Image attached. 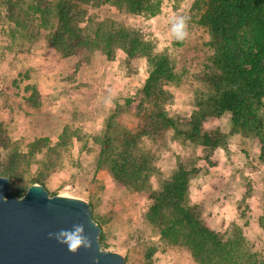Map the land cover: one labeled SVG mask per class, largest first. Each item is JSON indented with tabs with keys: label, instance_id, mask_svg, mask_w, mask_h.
Listing matches in <instances>:
<instances>
[{
	"label": "rangeland",
	"instance_id": "rangeland-1",
	"mask_svg": "<svg viewBox=\"0 0 264 264\" xmlns=\"http://www.w3.org/2000/svg\"><path fill=\"white\" fill-rule=\"evenodd\" d=\"M204 1L181 0L173 8L170 0H164L155 16L130 13L124 5L104 3L89 8L88 12L98 18H110L151 38L157 50H164L170 57L174 83L163 84L161 95L148 98L136 93L148 74L145 59L135 61L128 70L122 64L124 53L116 49L111 60L117 62L116 75L111 77L112 92L102 97V92H98L102 84L90 81L92 91L86 103L77 101L74 93L65 102L67 86L76 69L59 73L54 81L38 83L48 79L45 71L39 69L45 70L42 50L52 49L48 40L50 30H41L40 38L28 44L19 35L10 37L0 29V136L4 142L15 143L24 151L26 142L36 137H47L49 145L55 146L64 129L67 133L76 129L81 134L79 140L71 141L70 137L66 145L55 146L50 154L59 155L52 168L44 170L40 162L46 147L35 154L28 168L21 167L22 193L31 176L41 171V185L49 195L76 197L90 203L93 219L101 225V248L121 254L124 264L200 263L186 248L167 243L147 222L145 214L151 203L145 191H130L121 186L112 178L105 161L98 162L99 147L94 141L103 138L106 129L111 138L126 130L137 139L136 154L146 153L156 171L166 176L175 171L177 163L194 169L187 192L194 216L221 238L239 241L253 258L264 260V163L257 160L260 147L258 155L251 149L244 150V144L236 151L228 148L229 112L207 117L205 121L207 128L220 134L219 145L206 147L198 138L188 136L189 116L196 110L211 109L209 97L215 95V87L204 82L205 74L216 71L211 28L201 18ZM8 25L4 23L5 30ZM180 35L182 39L177 38ZM177 41L182 43L177 46ZM19 43L28 46V50L17 51ZM95 51L102 53L89 52ZM101 98H108L107 110L98 104ZM126 98L131 100L128 106L124 105ZM116 104L120 107L116 108ZM160 109L175 121L174 128H162ZM260 114L264 119V107ZM6 153V149L0 148V159ZM160 177L151 176L153 189L158 188ZM10 189L14 191L13 184Z\"/></svg>",
	"mask_w": 264,
	"mask_h": 264
},
{
	"label": "trees",
	"instance_id": "trees-1",
	"mask_svg": "<svg viewBox=\"0 0 264 264\" xmlns=\"http://www.w3.org/2000/svg\"><path fill=\"white\" fill-rule=\"evenodd\" d=\"M164 0H0V29L8 36L21 37L28 44L40 38L41 30H50L48 40L62 57L77 55L82 50H99L108 60L114 58L116 49L124 53L122 64L131 69L134 62L145 59L148 74L137 89L142 97L161 95L163 84H173L174 72L171 59L165 51H159L155 42L137 30H131L110 18H98L89 8L104 3L124 5L130 13L155 16ZM177 8L181 0H170ZM202 21L212 32L211 45L216 71L205 74L204 82L215 87V95L209 97L211 109L196 110L188 118L189 138H198L201 145L215 147L221 143L220 134L205 126L207 117H218L224 112L231 115V130L242 136L256 137L260 143L257 160L264 163V119L260 111L264 107V0H206ZM7 22V30L4 23ZM182 42L177 41L179 46ZM20 45V43H19ZM18 46L17 51H27L28 46ZM131 100L125 99L128 106ZM31 106H34L32 104ZM116 108L120 104H116ZM157 107V106H156ZM162 128H174L175 121L164 109L158 111ZM112 113L109 115L107 125ZM159 126V124H157ZM2 124L0 122V132ZM211 130V131H210ZM82 133V132H81ZM84 135V133H83ZM111 138L107 129L103 138H96L98 162L105 161L112 178L130 191H145L150 206L145 214L167 243L186 248L200 264H264L253 258L235 239H223L217 232L202 223L188 205V181L194 169L177 163L175 171L166 176L156 171L151 157L136 154L137 139L125 130ZM75 129H64L55 146L66 145L72 138L80 139ZM47 137H36L26 142V149L19 150L15 143L4 142L0 136V148L7 153L0 159V175L7 176L14 185V194L21 196L20 168L29 167L35 154L43 153L44 170L56 165L55 149ZM159 174L158 188L151 186V176ZM44 183L41 171L33 174L32 183ZM89 207L91 204L88 203ZM95 220V219H94ZM96 221V220H95ZM97 222V221H96ZM98 223V222H97ZM101 231V225L98 223Z\"/></svg>",
	"mask_w": 264,
	"mask_h": 264
},
{
	"label": "water",
	"instance_id": "water-1",
	"mask_svg": "<svg viewBox=\"0 0 264 264\" xmlns=\"http://www.w3.org/2000/svg\"><path fill=\"white\" fill-rule=\"evenodd\" d=\"M83 224L92 243L75 253L49 233ZM100 227L83 199L49 195L33 183L17 196L9 178L0 175V264H124V257L101 248Z\"/></svg>",
	"mask_w": 264,
	"mask_h": 264
},
{
	"label": "crops",
	"instance_id": "crops-1",
	"mask_svg": "<svg viewBox=\"0 0 264 264\" xmlns=\"http://www.w3.org/2000/svg\"><path fill=\"white\" fill-rule=\"evenodd\" d=\"M41 58L45 62V70L40 68V71H45V74L48 76V79L45 82L39 80V84L47 83L50 81H54L58 79L59 73L65 74L67 71H70L72 68L76 69V73L73 77V81L67 86L68 94L63 100L66 102L72 95L75 94L74 97L77 101H82L86 103L88 99V95L92 88L89 87L90 81L99 82L102 84V90L98 92H102V97L111 93L110 88L111 85V77H114L117 72V62L111 61L106 58V56L99 52H83L80 56L78 55H70L66 57H62L56 52L53 48L50 50H42ZM33 57H36L34 54ZM89 75V76H87ZM129 80V79H128ZM109 90V91H108ZM102 100L98 103L101 108L108 109L107 99L101 98ZM96 104V106L98 105ZM45 108V107H44ZM66 111V109H64ZM227 138L230 140L228 143V148L232 151H236L239 145L244 144L245 149H251L252 152H259L260 143L256 137L253 136H242L237 132L231 130L227 133ZM251 146V147H250ZM240 149V148H239ZM248 159V158H245Z\"/></svg>",
	"mask_w": 264,
	"mask_h": 264
},
{
	"label": "clouds",
	"instance_id": "clouds-1",
	"mask_svg": "<svg viewBox=\"0 0 264 264\" xmlns=\"http://www.w3.org/2000/svg\"><path fill=\"white\" fill-rule=\"evenodd\" d=\"M184 24L183 19L179 21V25ZM176 25H174V28ZM186 34V33H185ZM182 39L183 35L177 37ZM50 238H55L58 243L67 245V249L70 252L75 253L81 247L87 249L91 247V239L89 235L85 234L83 224H74L71 229H60L55 233L48 234Z\"/></svg>",
	"mask_w": 264,
	"mask_h": 264
}]
</instances>
